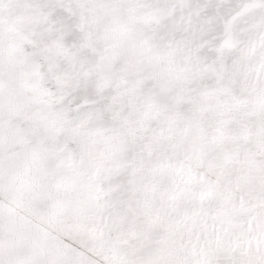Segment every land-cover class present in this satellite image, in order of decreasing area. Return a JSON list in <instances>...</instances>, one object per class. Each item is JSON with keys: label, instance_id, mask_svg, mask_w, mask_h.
<instances>
[{"label": "snow or ice", "instance_id": "obj_1", "mask_svg": "<svg viewBox=\"0 0 264 264\" xmlns=\"http://www.w3.org/2000/svg\"><path fill=\"white\" fill-rule=\"evenodd\" d=\"M0 264H264V0H0Z\"/></svg>", "mask_w": 264, "mask_h": 264}]
</instances>
